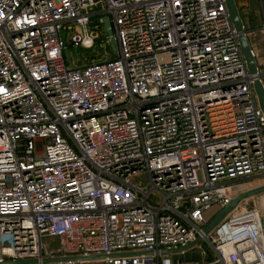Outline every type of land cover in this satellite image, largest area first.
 Listing matches in <instances>:
<instances>
[{
    "label": "built area",
    "instance_id": "obj_1",
    "mask_svg": "<svg viewBox=\"0 0 264 264\" xmlns=\"http://www.w3.org/2000/svg\"><path fill=\"white\" fill-rule=\"evenodd\" d=\"M251 51L227 0H0V263L264 264L263 205L203 217L264 185Z\"/></svg>",
    "mask_w": 264,
    "mask_h": 264
},
{
    "label": "water",
    "instance_id": "obj_2",
    "mask_svg": "<svg viewBox=\"0 0 264 264\" xmlns=\"http://www.w3.org/2000/svg\"><path fill=\"white\" fill-rule=\"evenodd\" d=\"M227 5H228L229 11L231 13L233 22L235 24V27L240 32V41H241V45H242V50H243V53L247 59L249 69L251 72L254 73V72H256V59L252 55L251 44H250L248 35L244 31L243 22H242L240 12H239L237 5H236L234 0H227ZM104 30L109 36L111 49H112L113 53L116 55L117 54V44H116V41L114 38L113 25H112V22L109 18L104 19ZM65 55L67 57H70V52H69L68 48L65 49ZM255 88H256V91H257V94L259 97L261 109L264 113V87H263L262 83L260 82V80L255 81ZM263 192H264V185L243 191L242 193L236 195L229 204H227L225 207L220 209L219 212L216 215H214L206 223V225L204 227V231L206 233H209L210 231H212V229L217 224H219L224 219V217L227 214H229L233 209H235L238 206V204L241 201H243L244 199H246L248 197H253V196L260 194V193H263ZM198 240H199V238H197L194 242L190 243L187 247L193 245ZM104 256L105 255H92V256L86 257V256H77L76 255V256H70L68 258H72V259H76V260H86V259H93V258H102ZM45 260H48V259H45ZM26 262H36V260H32V261H9V262L0 263V264H24Z\"/></svg>",
    "mask_w": 264,
    "mask_h": 264
},
{
    "label": "rangeland",
    "instance_id": "obj_3",
    "mask_svg": "<svg viewBox=\"0 0 264 264\" xmlns=\"http://www.w3.org/2000/svg\"><path fill=\"white\" fill-rule=\"evenodd\" d=\"M249 4L250 5L248 8L240 10V15L247 27V30L249 31L248 38L250 44L257 51V61L261 62L264 61V33L261 29L264 22L263 13L261 10V5L259 0H250ZM104 49L107 50L106 53L112 52V54L115 55L109 44H108V48L107 45H105ZM69 52H70V57L66 56L65 58L67 64L70 66L82 64L83 61H85L82 60L84 58L82 56L90 53L89 50L75 49L71 46L69 47ZM87 58L88 59L86 60V62L91 60L90 55ZM256 182L257 181H255V184ZM248 198H249L248 200H243L242 202V206L246 209L261 207L262 204H264V192ZM219 210H220L219 205L213 204L203 212V217L206 220H208L214 215H216L219 212ZM44 243L45 245L47 244L48 246H56L58 244L57 240L51 237H45ZM102 263H103L102 260H100L99 258H95V259L85 260L83 264H102Z\"/></svg>",
    "mask_w": 264,
    "mask_h": 264
},
{
    "label": "trees",
    "instance_id": "obj_4",
    "mask_svg": "<svg viewBox=\"0 0 264 264\" xmlns=\"http://www.w3.org/2000/svg\"><path fill=\"white\" fill-rule=\"evenodd\" d=\"M108 44L110 45V41L107 39V35L105 33V30L102 27L95 47L90 48V49L83 48V47L75 48L72 45H70V43H68L67 46H68V49L71 46V47H73L75 49H84V50H89L90 51L89 54H85V55L82 56V57H84L82 60H85V61H83V63L82 64H79V65H83V64H86V63H88L90 61L89 60L88 62H86V60L88 59L87 57H89V55H90L91 59L93 57H97V58L100 57L99 59L100 60H103V59L107 58V54L110 55V58L111 59L115 58L116 55H113L112 52L106 53L107 50H105L104 47H105V45H107V48H108ZM110 47H111V45H110ZM79 59H81V58H79Z\"/></svg>",
    "mask_w": 264,
    "mask_h": 264
},
{
    "label": "bare ground",
    "instance_id": "obj_5",
    "mask_svg": "<svg viewBox=\"0 0 264 264\" xmlns=\"http://www.w3.org/2000/svg\"><path fill=\"white\" fill-rule=\"evenodd\" d=\"M264 206V204H262Z\"/></svg>",
    "mask_w": 264,
    "mask_h": 264
}]
</instances>
